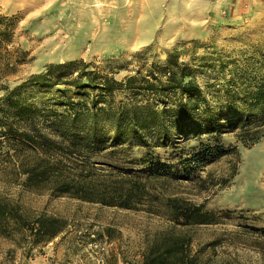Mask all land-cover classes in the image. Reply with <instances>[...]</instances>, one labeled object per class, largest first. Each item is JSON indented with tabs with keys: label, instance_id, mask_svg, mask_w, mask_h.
<instances>
[{
	"label": "rangeland",
	"instance_id": "rangeland-1",
	"mask_svg": "<svg viewBox=\"0 0 264 264\" xmlns=\"http://www.w3.org/2000/svg\"><path fill=\"white\" fill-rule=\"evenodd\" d=\"M0 30H7L0 43V195L31 215H58L67 224L57 237L41 243L0 233V264H141L145 237L170 224L146 205L166 206L171 196L217 213V224L192 228L197 240L222 234L227 241L219 251L243 260L257 256L250 246L254 236L242 227L264 226L263 132L249 141L259 122L249 132L226 129L217 137L229 151L198 164L188 159L198 138L180 146L150 147L134 138L132 148H95L100 167L93 177L114 181L116 176L106 174L111 164L145 182L146 204L136 208L28 187L19 157L31 150L16 151L7 125L26 129L28 117L37 129L52 131L54 119L66 114L71 102L129 103L124 90L111 99L98 87L77 88L71 81L82 69L117 80L149 76L151 70L157 74L170 52L181 68H190L216 113L254 119L257 113L245 104L264 76V0H0ZM53 63L69 65L56 68L45 81L29 80ZM212 135L203 137L215 141ZM143 137L152 141L155 134L143 132ZM134 155L146 161L134 163ZM71 158L77 163L75 154ZM162 167L175 177L153 174Z\"/></svg>",
	"mask_w": 264,
	"mask_h": 264
},
{
	"label": "trees",
	"instance_id": "trees-1",
	"mask_svg": "<svg viewBox=\"0 0 264 264\" xmlns=\"http://www.w3.org/2000/svg\"><path fill=\"white\" fill-rule=\"evenodd\" d=\"M6 34L7 30H0V43L5 41ZM172 54L169 53L164 66H159V73L153 70L148 72L150 77L135 74L117 80L107 73L100 76L93 70L82 69L71 81L77 88L98 87L101 92L112 95L111 99L115 91L124 90L131 99L129 103L99 107L97 101L90 106L83 101L71 102L68 112L52 121V131L37 129L33 118L28 117L26 129L21 130L7 123L16 151L22 148L31 150L30 154L19 157V169L26 176L25 185L43 187L54 194L67 193L105 205L136 208L139 202L145 203V182L111 164L106 166L109 168L106 174L116 176L114 181L109 176L93 177L92 171L100 167L93 158L95 148L104 144H108L106 148L113 145L120 150L132 148L130 142L134 138L150 147L158 144L180 146L191 142L192 138H198V143L191 145V152L188 151V159L198 164L209 156L219 157L229 151L217 137L226 129L234 131L240 127L242 132H249L254 122H259L252 130L249 141L260 138L255 135L258 131L264 135V76L247 94L250 101L245 105L248 111L257 113L255 120L240 116L225 118L211 106L205 89L201 88L190 68H181ZM69 63L49 64L45 71L32 74L29 80L45 81L56 68L67 67ZM103 96L106 98V95ZM30 113L26 112V115ZM148 131L155 134L152 141L143 139V132ZM206 133H216V136L212 135L215 141H211L210 137L204 138ZM2 149L0 138V155ZM113 150L109 153H114ZM72 154L77 156L75 164L71 160ZM137 161H146V157L134 155L132 162ZM164 170L163 167L159 168L153 174L175 177ZM165 205H146L148 210L165 216L170 224L156 228L145 237L141 264H264V226L242 227L243 231L254 236L250 246L257 252L255 258L243 260L240 255L219 251V247L227 241L222 234L205 240H197L193 236L192 228L220 222L214 210L178 196L167 198ZM66 226V220L58 215L44 212L31 215L19 203L0 195V233L7 237L27 236L37 243L47 242L63 232Z\"/></svg>",
	"mask_w": 264,
	"mask_h": 264
},
{
	"label": "bare ground",
	"instance_id": "bare-ground-1",
	"mask_svg": "<svg viewBox=\"0 0 264 264\" xmlns=\"http://www.w3.org/2000/svg\"><path fill=\"white\" fill-rule=\"evenodd\" d=\"M141 41V40H140Z\"/></svg>",
	"mask_w": 264,
	"mask_h": 264
}]
</instances>
